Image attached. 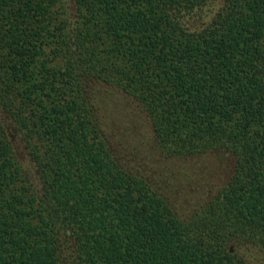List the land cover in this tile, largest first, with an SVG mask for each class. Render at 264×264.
<instances>
[{"label": "trees", "instance_id": "obj_1", "mask_svg": "<svg viewBox=\"0 0 264 264\" xmlns=\"http://www.w3.org/2000/svg\"><path fill=\"white\" fill-rule=\"evenodd\" d=\"M0 264H264V0H0Z\"/></svg>", "mask_w": 264, "mask_h": 264}, {"label": "rangeland", "instance_id": "obj_2", "mask_svg": "<svg viewBox=\"0 0 264 264\" xmlns=\"http://www.w3.org/2000/svg\"><path fill=\"white\" fill-rule=\"evenodd\" d=\"M108 110L109 108L105 109V112L106 111L107 112H106V115L102 117L101 121L102 122L104 121V127L107 130V135H108V138L111 144H115L116 148H118L121 151L120 154L122 157L128 156L130 163L134 166V169L138 173L143 174L144 177L148 181H150L153 184L155 183L156 186L158 182L159 184H163L165 180L163 179L162 174L166 172H170V169L165 163V160L155 159V156L152 150L148 152L149 154L148 156L137 155L138 152H135L137 150L135 151L132 150V147H135L134 145H136L137 143L143 142L139 140H146L150 137V134H148V132L146 131V128L143 127V125L141 124H139V127L132 126V123L135 124L134 117H132V120H128L129 125H125L124 123H121V119H119L114 112H110ZM135 112L136 111L132 113L136 115L137 112L136 113ZM135 133H136V139H137L136 142H135L136 139L131 137V135L134 137ZM153 158L154 160H152ZM156 160L159 164L161 163V165L158 166L159 168L158 172H155L150 168V163H153V161H156ZM220 169L221 168H218V171H220ZM162 170L166 172H161ZM219 180H220V175L217 174V176H213L210 179L208 184H204L203 186L197 187V191L194 195L198 197L194 198L193 201L197 203H201L203 200L209 198V195L211 193H214L218 186L216 184L214 185L213 183L217 181L219 182ZM177 199L180 200L181 198L178 197ZM197 203H193V205H196Z\"/></svg>", "mask_w": 264, "mask_h": 264}]
</instances>
